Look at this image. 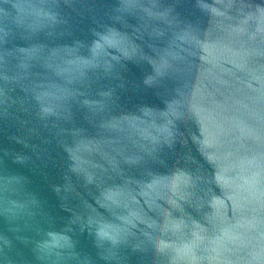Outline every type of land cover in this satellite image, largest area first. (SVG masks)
Segmentation results:
<instances>
[{"label":"water","instance_id":"1","mask_svg":"<svg viewBox=\"0 0 264 264\" xmlns=\"http://www.w3.org/2000/svg\"><path fill=\"white\" fill-rule=\"evenodd\" d=\"M0 264H264V0H0Z\"/></svg>","mask_w":264,"mask_h":264}]
</instances>
